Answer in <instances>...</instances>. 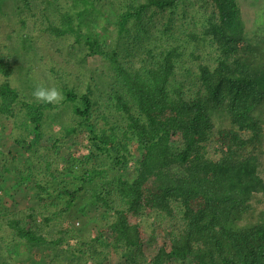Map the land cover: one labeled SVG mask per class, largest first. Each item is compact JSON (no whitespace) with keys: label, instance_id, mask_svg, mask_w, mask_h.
Here are the masks:
<instances>
[{"label":"trees","instance_id":"1","mask_svg":"<svg viewBox=\"0 0 264 264\" xmlns=\"http://www.w3.org/2000/svg\"><path fill=\"white\" fill-rule=\"evenodd\" d=\"M242 2L15 0L11 15L0 11L20 24L0 21V120L28 152L0 156V181L38 185L26 206L0 200V264H21L15 244L53 246L41 264H162L140 240L155 245L163 221L176 264H264V23L248 27ZM38 84L63 102H37ZM78 131L87 153L66 167L81 178L70 188L53 162ZM142 189L150 201L131 223ZM81 192L101 210L90 238L68 219Z\"/></svg>","mask_w":264,"mask_h":264},{"label":"rangeland","instance_id":"2","mask_svg":"<svg viewBox=\"0 0 264 264\" xmlns=\"http://www.w3.org/2000/svg\"><path fill=\"white\" fill-rule=\"evenodd\" d=\"M15 0H2L0 2V11L3 13L8 12V15H11V8L14 5ZM245 10V17L248 21V27L255 29L260 23H264V3L261 0H243ZM0 21H2V25L4 26L6 23L11 21L12 28L17 30V25L20 26L17 22L16 18L12 16H7L3 14L0 17ZM7 25V24H6ZM33 34L36 35L35 31ZM41 41L46 40V37H42ZM46 48H48L46 46ZM46 50V49H42ZM60 62V61H59ZM7 118V116H6ZM3 118L0 120V156L1 157H10L13 155L16 159L22 160L26 157V151L20 150L19 147L15 146L9 139L6 137V132L8 128V122L10 118ZM30 128L33 127L32 124L28 125ZM33 135V133H32ZM228 138V129H220L215 135V144L221 147H224ZM35 139L34 145L45 141ZM86 139L83 135L82 131L76 132V135L72 139V143L68 146H64L61 148L60 153L57 159L53 162V166L60 170V175L57 180H59L61 185H65L67 187L77 188L81 185V178L79 174L75 170L67 169V165L69 161L75 159H82L87 150L85 148ZM33 148V147H32ZM141 155V150H135V157H139ZM15 161L17 162L18 160ZM19 167V166H18ZM78 168L82 169L81 166ZM15 171H19V168L15 169ZM206 175L211 178H215L218 176V173L215 169H206ZM16 180L13 178H6L0 181V200L5 202L6 205H11L12 207H23L32 202H34V186L25 187L18 186L15 187ZM58 181H54L51 187L56 189L61 187L58 185ZM41 189V187H39ZM142 195L140 197H133L132 199V209L126 215V218L129 222L133 223L137 221L140 217L141 210L145 208V205H148L151 197V193L148 189H142ZM60 199L62 203H65L68 199L65 198L60 193ZM68 202V201H67ZM101 217V210H99L96 206H94L89 197H87L83 192L76 195L73 199V204L70 206L68 219L72 223L75 230L79 232L84 238H90L95 235L96 227L99 224V219ZM157 236L155 245H146L143 244L145 239V234L141 236V247L142 250L146 253L149 261L154 263L162 264H176L173 261L171 255L169 254V244L168 236L172 235V228L164 221L161 223L159 228L157 229ZM115 234V229H104L103 238L101 240V245L103 247H107L112 237ZM54 247L49 244H41L29 246L28 244H15L12 249H8L10 256L16 261H20L21 264H41L43 262H48L52 259L54 254ZM166 257V259L162 255ZM110 264H128L124 262V260H118L114 255L109 258Z\"/></svg>","mask_w":264,"mask_h":264},{"label":"clouds","instance_id":"3","mask_svg":"<svg viewBox=\"0 0 264 264\" xmlns=\"http://www.w3.org/2000/svg\"><path fill=\"white\" fill-rule=\"evenodd\" d=\"M32 96L37 102L50 105H59L64 100L63 93L57 87L43 84H38L34 88Z\"/></svg>","mask_w":264,"mask_h":264}]
</instances>
